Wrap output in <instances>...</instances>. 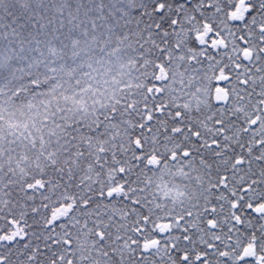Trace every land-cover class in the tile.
Wrapping results in <instances>:
<instances>
[{
  "label": "snow or ice",
  "instance_id": "snow-or-ice-1",
  "mask_svg": "<svg viewBox=\"0 0 264 264\" xmlns=\"http://www.w3.org/2000/svg\"><path fill=\"white\" fill-rule=\"evenodd\" d=\"M0 264H264V0H0Z\"/></svg>",
  "mask_w": 264,
  "mask_h": 264
}]
</instances>
